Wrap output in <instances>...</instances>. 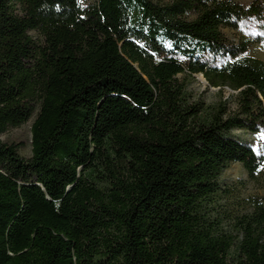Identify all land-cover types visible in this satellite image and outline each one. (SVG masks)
Wrapping results in <instances>:
<instances>
[{
    "label": "trees",
    "instance_id": "obj_1",
    "mask_svg": "<svg viewBox=\"0 0 264 264\" xmlns=\"http://www.w3.org/2000/svg\"><path fill=\"white\" fill-rule=\"evenodd\" d=\"M262 2L0 0V136L34 116L28 159L0 139V264H264V201L220 182L264 169L261 38L225 32Z\"/></svg>",
    "mask_w": 264,
    "mask_h": 264
},
{
    "label": "rangeland",
    "instance_id": "obj_2",
    "mask_svg": "<svg viewBox=\"0 0 264 264\" xmlns=\"http://www.w3.org/2000/svg\"><path fill=\"white\" fill-rule=\"evenodd\" d=\"M242 4H248L251 0H234ZM264 9V0L262 2ZM230 42H237L240 39H256L260 37L258 42L252 43L245 56L252 57L264 61V25L254 22H246L238 31H225ZM177 79L188 83V92L191 94V101H200L205 105L218 104L221 100H227L232 94L228 89H224L220 93L218 88L209 87L201 75H195L194 80L185 78L183 74L178 75ZM34 116L24 125L18 128L9 127L0 139L6 143H20L21 147L19 155L28 159L31 155V124ZM235 136L244 143L250 145L254 150L262 154L260 147L262 139L258 134H247L236 131ZM220 182L226 188L236 190L237 195L254 196L264 201V169L259 174L257 180L248 179L246 172L240 164H231L221 175Z\"/></svg>",
    "mask_w": 264,
    "mask_h": 264
}]
</instances>
